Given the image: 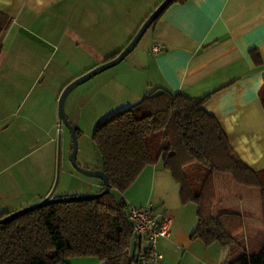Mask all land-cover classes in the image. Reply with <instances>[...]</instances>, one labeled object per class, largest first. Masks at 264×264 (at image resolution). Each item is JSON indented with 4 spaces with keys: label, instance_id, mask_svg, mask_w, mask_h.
Returning a JSON list of instances; mask_svg holds the SVG:
<instances>
[{
    "label": "crops",
    "instance_id": "1",
    "mask_svg": "<svg viewBox=\"0 0 264 264\" xmlns=\"http://www.w3.org/2000/svg\"><path fill=\"white\" fill-rule=\"evenodd\" d=\"M162 1L0 0V12L11 19L0 46V214L40 201L53 186L57 101L63 87L114 57ZM153 46L159 50L153 52ZM252 50L260 62L253 61ZM154 88L193 99L207 95L202 106L219 122L234 154L250 169L260 170L264 0L170 2L92 96L102 101L108 96L114 109H122ZM67 175L52 196L102 189L98 178L83 180L69 170ZM217 175L213 214L236 212L243 220L230 246L190 238L196 206L181 203L179 186L160 161L144 166L119 194L128 207L149 204L154 214L171 220L170 235L156 239L161 257L144 264H225L264 244V237L255 243L251 239L263 230L259 190ZM73 178L79 184L72 188ZM135 248L143 252L146 243L141 240ZM67 263L105 264L94 257H70Z\"/></svg>",
    "mask_w": 264,
    "mask_h": 264
},
{
    "label": "trees",
    "instance_id": "2",
    "mask_svg": "<svg viewBox=\"0 0 264 264\" xmlns=\"http://www.w3.org/2000/svg\"><path fill=\"white\" fill-rule=\"evenodd\" d=\"M10 22L0 12V46ZM250 55L255 63L260 62L254 50ZM206 98L154 88L103 118L91 137L108 177L109 192L89 200L50 203L0 224V264H68L70 257H94L105 264L144 260V264L149 260L146 248L143 252L131 249L128 206L111 190L123 193L144 166L157 161L178 184L181 203L196 206L197 223L190 238L205 245L230 246L243 228L239 213L213 214L216 174H227L235 184L259 190L264 225V166L254 171L234 154L219 122L204 110ZM260 99L264 106V88ZM225 264H264V244Z\"/></svg>",
    "mask_w": 264,
    "mask_h": 264
},
{
    "label": "rangeland",
    "instance_id": "3",
    "mask_svg": "<svg viewBox=\"0 0 264 264\" xmlns=\"http://www.w3.org/2000/svg\"><path fill=\"white\" fill-rule=\"evenodd\" d=\"M115 66L101 71L100 73L94 75L92 78L74 87L66 95L63 103L64 113L68 121L73 127L79 129V133L76 134L77 147L75 153V161L79 166L90 170H94L92 168L101 167L100 156L91 137L92 131L95 125L99 123L103 118L113 114L117 110H120L113 108L112 100L108 96H104L102 101L101 99H98L95 96L93 97L92 95L93 91L96 90V87H100V85L107 80V77L109 78V75ZM105 89L109 90L111 89V86H106ZM71 147L72 136L69 129L62 123H59L56 135V166L58 154V175L57 184L54 188V194H57L59 190H61V187H63L66 180L68 179V170L72 173H75V175H79V177H81V179L83 180L91 181L96 179L81 174L73 167L69 159ZM29 159L30 158H28V160ZM220 176L230 178V176L227 174L217 175V177ZM71 182L72 188L77 187L76 185L79 184L78 180L75 178H73ZM82 185H84V183ZM236 187H238V189H244L242 187L239 188V186ZM111 192L113 193V195H115L116 198L119 197V193L117 191L111 190ZM261 237H264V228L262 231L260 230L259 232H257V234H255V236H253V238L251 239L253 243H255L257 238ZM142 242L143 244L145 243L144 240H142Z\"/></svg>",
    "mask_w": 264,
    "mask_h": 264
},
{
    "label": "water",
    "instance_id": "4",
    "mask_svg": "<svg viewBox=\"0 0 264 264\" xmlns=\"http://www.w3.org/2000/svg\"><path fill=\"white\" fill-rule=\"evenodd\" d=\"M173 0H163L160 2L150 13L149 15L143 20V22L140 24L138 27L137 31L135 34L132 36L130 41L112 58L100 63L99 65L91 68L87 72L83 73L82 75L75 77L73 80H71L69 83H67L63 89L61 90L58 101H57V118L59 123H62L64 126H66L72 136V147H71V152H70V162L72 163L73 167L80 172L83 175L89 176V177H95L101 180L102 182V189L98 192L95 193H90V194H84V195H68V196H61V197H55L52 196V193L54 191V188L57 183V175H58V154H57V166H56V174H55V180L53 183L52 188L48 192V194L42 198L40 201L35 202L33 204L27 205L25 207L19 208L17 210L8 212L6 215L0 217V224L6 223L8 221H11L12 219L20 216L21 214L33 210L35 208H39L41 206L58 202V201H76V200H89V199H94L99 196H102L105 193H108L110 190V184L108 181V177L106 173L101 170V169H94L90 170L87 168H83L79 166L76 161H75V153H76V147H77V140H76V133H75V128L71 125V123L68 121L64 109H63V103L66 95L77 85L85 82L86 80L90 79L94 75L100 73L101 71L112 67L119 63L121 60L125 58L127 54H129L146 29L151 25L153 20L159 16V14L164 10V8ZM139 264H142V261H140Z\"/></svg>",
    "mask_w": 264,
    "mask_h": 264
},
{
    "label": "built area",
    "instance_id": "5",
    "mask_svg": "<svg viewBox=\"0 0 264 264\" xmlns=\"http://www.w3.org/2000/svg\"><path fill=\"white\" fill-rule=\"evenodd\" d=\"M158 47L153 46L152 51L157 52ZM127 217L132 226L131 247H137L141 240L146 243L149 261L156 262L161 253L156 249L157 237H168L170 235L171 220L162 214H154L151 205L141 207L129 206ZM144 262V260H142Z\"/></svg>",
    "mask_w": 264,
    "mask_h": 264
}]
</instances>
